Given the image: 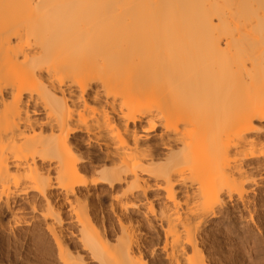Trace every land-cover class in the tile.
Listing matches in <instances>:
<instances>
[{"label":"bare ground","instance_id":"1","mask_svg":"<svg viewBox=\"0 0 264 264\" xmlns=\"http://www.w3.org/2000/svg\"><path fill=\"white\" fill-rule=\"evenodd\" d=\"M263 124L264 0H0V208L19 186L37 193L62 264H87L62 246L61 214L91 189L119 244L75 218L81 250L142 264L130 213L145 201L155 216L153 187L160 255L203 264L188 247L226 200L244 203Z\"/></svg>","mask_w":264,"mask_h":264},{"label":"rangeland","instance_id":"2","mask_svg":"<svg viewBox=\"0 0 264 264\" xmlns=\"http://www.w3.org/2000/svg\"><path fill=\"white\" fill-rule=\"evenodd\" d=\"M259 130L258 132H261L260 134L264 137V124ZM251 161L254 163L260 160L252 159ZM249 173H252L251 177L255 181H249L246 184L245 189L248 191L246 190L244 203L235 198L231 201L226 200L227 204L222 207L220 214L216 218L208 219L200 228L195 238L199 253L195 257L188 247L187 254L190 257L197 258L203 264H264V176L262 180L259 179V175H264V168L259 171L251 170ZM26 187L19 186L10 190L13 193L10 194L11 202L9 200L11 213L4 215L0 208V264H62L58 257L59 251L46 230L43 217H40L44 201L37 196V193L29 191ZM122 188L124 189L121 186L116 190L120 192ZM90 193L94 195L88 200L89 202H85L86 200L80 196L78 203L74 204V211L64 208L63 213L61 212L63 229L61 240H63L62 246L64 243L67 244L63 246L64 249L72 251L71 254L74 255L77 251L83 255L87 264H96V261H92L94 259L90 257V254L81 250V245L74 238L73 230L79 228L78 220L76 222L75 218L89 223L94 231L108 243L109 251L114 254H117L119 244L115 238L118 227L115 218L108 211L107 200L101 197L103 193L97 189H91ZM137 195L144 199L140 193ZM162 195V191L155 187L146 192L156 217L149 214L147 218H144L141 212L139 213L144 209L145 201L140 204L137 214L130 213L131 226L135 228L138 238L139 250L136 251V255L140 256L142 264H167L159 251L164 241L157 217L163 205V201L159 199ZM150 222L156 225L151 227L148 225ZM116 256L119 258L120 255ZM118 263H123V259L119 258Z\"/></svg>","mask_w":264,"mask_h":264}]
</instances>
